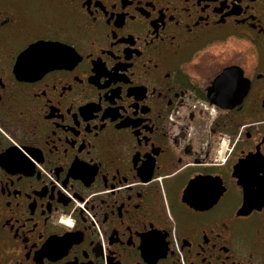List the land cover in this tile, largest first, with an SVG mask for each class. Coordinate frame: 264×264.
Wrapping results in <instances>:
<instances>
[{
	"label": "flooded vegetation",
	"instance_id": "obj_1",
	"mask_svg": "<svg viewBox=\"0 0 264 264\" xmlns=\"http://www.w3.org/2000/svg\"><path fill=\"white\" fill-rule=\"evenodd\" d=\"M0 84V264H264V0H0Z\"/></svg>",
	"mask_w": 264,
	"mask_h": 264
},
{
	"label": "snow or ice",
	"instance_id": "obj_2",
	"mask_svg": "<svg viewBox=\"0 0 264 264\" xmlns=\"http://www.w3.org/2000/svg\"><path fill=\"white\" fill-rule=\"evenodd\" d=\"M88 2H91V0H88ZM73 54L74 53L72 51H69V49L66 48H61L58 44H44L34 45L33 47L29 48L24 55L26 57L35 59L37 63L45 66L44 69H48L56 68L63 63L70 62ZM103 75H107V73L100 72L98 74V76ZM0 87H3V84H0ZM101 87H107V85L103 84L102 82ZM153 248V242H148L149 251H151ZM145 258H148L147 255ZM149 264H152V261H150Z\"/></svg>",
	"mask_w": 264,
	"mask_h": 264
},
{
	"label": "water",
	"instance_id": "obj_3",
	"mask_svg": "<svg viewBox=\"0 0 264 264\" xmlns=\"http://www.w3.org/2000/svg\"><path fill=\"white\" fill-rule=\"evenodd\" d=\"M225 77H226L225 73H222L220 76H218L216 78V80L213 82V85H218L219 83L223 82V79ZM211 102L219 104V102L216 101V99L215 100L211 99ZM246 194L250 195L249 193H245V195H244V206H243L244 210L249 207V203H246V201H248L250 199V196H247ZM243 213H244V211H243Z\"/></svg>",
	"mask_w": 264,
	"mask_h": 264
}]
</instances>
